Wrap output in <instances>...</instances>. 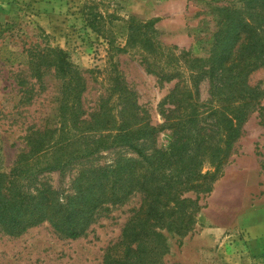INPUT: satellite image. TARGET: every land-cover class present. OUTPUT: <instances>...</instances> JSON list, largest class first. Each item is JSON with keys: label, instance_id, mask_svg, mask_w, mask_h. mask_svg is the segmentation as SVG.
<instances>
[{"label": "rangeland", "instance_id": "1", "mask_svg": "<svg viewBox=\"0 0 264 264\" xmlns=\"http://www.w3.org/2000/svg\"><path fill=\"white\" fill-rule=\"evenodd\" d=\"M239 1L0 0V174L9 173L18 155L28 152L27 136L34 131L51 132V142L59 137L71 119L77 83L85 86L83 119L95 128L89 134L101 132V118L94 116L104 113L101 106L119 124L125 116L130 120L136 115L137 121L130 120L132 129L147 123L161 126L165 114L169 122L180 124L178 130L187 139L168 130L157 135L155 147L187 156L182 145L199 143L203 128L206 143L201 146L217 154L210 157L209 152L197 161L202 173L215 172L211 161L224 158L230 146L224 132L227 101L211 96L208 77L196 87L190 63L182 56L211 58L215 8L241 6ZM56 50L62 52L63 72L55 66ZM38 63L41 83L30 71ZM177 72L180 76L172 81L161 80ZM247 84L263 91L261 103L243 124L212 192L201 196L192 231L180 237L156 229L167 246L157 264H264V68L250 74ZM105 127L106 132L110 125ZM120 158L137 155L124 148L103 152L63 173L40 174L36 185L24 184L32 192L35 187L50 188L67 196L71 180L83 169L108 166ZM141 203L142 196L136 194L125 205L110 208L77 240L62 237L49 223L19 237L0 233V264H103L107 248L119 242Z\"/></svg>", "mask_w": 264, "mask_h": 264}, {"label": "trees", "instance_id": "2", "mask_svg": "<svg viewBox=\"0 0 264 264\" xmlns=\"http://www.w3.org/2000/svg\"><path fill=\"white\" fill-rule=\"evenodd\" d=\"M263 1L240 0L241 6L216 7L218 20L211 37V58L202 61L190 58L189 53L182 56L190 63L195 86L198 87L203 77H208L212 83L211 96H222L223 101H227L224 132L230 146L224 158L211 161L215 172L202 173L203 166L200 160L197 161L209 152L210 157L217 154L211 147L201 146L206 143L202 138L203 128L198 131L199 143L195 140L191 144L190 140L182 145L184 152H189L187 156L178 155L175 149L164 152L155 147L157 135L168 130L177 132L180 139H187L178 130L180 124L169 122L165 114L166 122L161 126L147 123L132 129L130 120L137 121L136 115L130 120L125 116L119 124L113 116H106L105 106H101L99 111L104 113L94 115L101 118V132L96 133L98 136L89 134L95 128L88 126L91 124L88 119H83L81 100L85 86L77 83L72 90L75 94L71 119L59 137L51 142V132L34 131L27 136L28 152L18 155L9 173L0 174V233L19 237L30 228L49 223L62 237L77 240L86 236L110 208L123 206L138 194L142 196L141 206L126 224L119 242L107 248L103 264H157L167 246L156 229H168L180 237L192 231L201 196L212 192L243 124L261 103L263 91L250 87L247 81L250 74L264 68V15L258 12L264 11ZM61 53L53 52L57 56L55 66L59 72H63L64 67L59 59ZM32 65V77L41 83V65ZM179 74L163 75L161 80L172 81ZM70 77L71 80L74 76ZM219 121L217 118L218 130ZM261 123L264 125V120ZM106 125L110 127L105 132ZM122 148L134 152L137 159L125 161L120 158L108 166L83 169L71 180V194L67 196L50 188L40 191L35 187L36 192L27 188V183L36 185L39 182L40 174L49 171L63 173L103 152ZM40 156L47 159L40 161ZM32 158L33 162H30ZM188 158L192 160L189 163ZM189 194L196 195L194 201L187 196Z\"/></svg>", "mask_w": 264, "mask_h": 264}]
</instances>
